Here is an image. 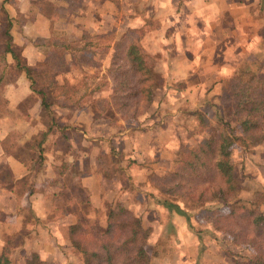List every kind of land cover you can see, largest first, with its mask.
I'll use <instances>...</instances> for the list:
<instances>
[{"label": "crops", "instance_id": "crops-1", "mask_svg": "<svg viewBox=\"0 0 264 264\" xmlns=\"http://www.w3.org/2000/svg\"><path fill=\"white\" fill-rule=\"evenodd\" d=\"M122 4L123 0H0V253L6 247L13 264H24L33 254L41 264H68L76 252L69 229L83 217L82 199L87 200L88 210H94L86 216L90 220L96 211L104 215L109 199L117 191L122 193L123 185L142 194L144 183L150 185L146 174L152 173L146 162L159 160L162 165L161 134L167 128L160 113L138 116L133 121L135 127L126 120L99 118L97 111L103 108L102 100L108 98L103 96L110 91L99 92L94 85L78 88L75 100L89 93L88 103L50 106L54 121L43 117L40 99L35 96L22 112L21 105L33 93L26 74L16 68L15 56L21 58L22 65L35 67L55 54L53 41L61 37L76 42L83 34L124 35L152 17L160 21L159 30L145 34L139 44L152 54L145 43L157 38L158 44H152L157 45L156 54L163 44L174 43L176 35L162 34L166 25L171 30L188 29L200 19L207 40L204 43L209 39L215 48H222L206 53L203 50L196 58L171 54L166 63L161 60L159 71L171 80L165 85L179 82L156 90V94L163 93L177 102L192 101L191 94L207 93L212 84L203 77L196 84H188L189 71L194 68L198 76L204 71L211 72L209 76L230 77L234 71L230 63L237 59L231 54L239 56L240 47L251 45L264 28L260 15L264 13V0H153V4L148 0L141 3L142 8L126 10ZM166 15L170 17L168 23ZM203 66L209 71L202 70ZM65 77L73 79L69 74ZM159 104L164 102L156 100L153 106ZM193 105L194 101L191 108ZM39 138L41 145H33ZM165 155L170 153L163 152ZM112 161H116V168L109 169ZM75 185L77 193L64 197ZM174 214L171 222L175 226L179 217ZM101 220L106 219L103 216Z\"/></svg>", "mask_w": 264, "mask_h": 264}, {"label": "trees", "instance_id": "trees-1", "mask_svg": "<svg viewBox=\"0 0 264 264\" xmlns=\"http://www.w3.org/2000/svg\"><path fill=\"white\" fill-rule=\"evenodd\" d=\"M5 35L9 38L7 33ZM126 35L125 33L119 39H115L114 33L95 36L83 34L76 42L61 37L57 41H53L55 54H49L46 61L35 67L22 65L21 58L15 56L16 68L19 72L23 71L26 74L33 93L31 98L21 105V111H27L28 102L34 96L40 99L43 117L46 116L51 120L54 119L52 115L54 111L50 109V106L72 107L79 105L82 97L75 99L78 97L80 85L67 79L60 81L57 76L69 70L71 63L77 64L79 61L77 53L85 50L87 53L94 47L98 52L100 50L101 54L110 55L111 59L106 77L110 78L112 86L108 98L102 100L103 108L97 111L98 117L112 120L111 122L117 121L115 115L120 111L131 109L141 97H145L148 101L147 104L152 106L153 114L158 113L157 108L158 106L160 108L161 105L155 107L153 103L156 100L161 102L163 96L166 95L156 94V90L162 85H166L160 82L159 84L150 83L154 80L153 74L157 75V72L152 73L148 67L147 60L150 54L145 52L138 41L127 40ZM88 38L90 41L81 45L80 42ZM73 43H78L80 48L73 47ZM92 56L94 55L89 53L86 59H92ZM252 63L256 65V70L247 63L237 67L229 85L231 97L212 119H209L201 111L193 113L198 124L194 127L197 129L194 135L199 138L198 151L176 146L174 149L175 161L173 160L175 167L173 171L163 174H168L173 184L167 187L164 193L169 197L165 201L154 202L168 212L184 215H186V211H183L181 204L190 203L194 207L213 199H219L228 205L233 203L232 211L243 209L239 219L236 218L237 220L234 222H240L237 224L239 226L237 228L241 230L245 226L250 229L253 236L248 240V244L255 249L256 253L246 261L236 264H264V248L261 247L264 245V194L257 192L253 195L252 201H245L246 205L240 203L243 202V199L238 195L240 191L237 183L238 169L230 158L234 148L240 147L247 150L264 143V72L263 74L259 73L261 69H264V57L261 61L256 60ZM1 85L0 82V87ZM253 87L263 89V94L258 100H254L251 95ZM97 90L101 91L100 88ZM83 95L90 97L89 93ZM1 109L0 104V111ZM230 121H233L234 124L231 125ZM33 143V145L39 146L41 139ZM110 158L108 155V159ZM108 163L107 161V167ZM113 163L116 161H112L109 169L110 167L116 168V164L113 165ZM200 184L203 186L215 184V186L208 192L209 197H205L203 191H200L196 198L190 197L192 193H196L197 186ZM76 187V185L72 187L74 190L69 187L71 192L63 196L77 193ZM121 190L122 193L117 191L111 196L104 215L96 211V215L90 220L86 216L90 213L93 214L94 210H87L88 202L82 199L81 204L86 208L84 212L87 213L81 210L82 219L69 229L71 244L80 255L82 264H155L159 261L161 252L157 251L156 245L149 243L151 230L146 228L141 220L140 209L143 205L140 208V205L135 202L137 194L131 189H127L123 185ZM171 198H175V201ZM142 209L145 210V207ZM103 216L105 221L101 220ZM242 221L245 222L243 227L241 226ZM166 228H171L175 240L171 220L166 224ZM225 230L233 234L229 229ZM86 231L88 233H85ZM175 233H177L176 230ZM114 234H118V237L115 238ZM82 236H85L84 238L87 240H83ZM94 238L97 239L93 240ZM0 264H13L10 252L6 247L0 253ZM24 264L41 263L39 258L33 254Z\"/></svg>", "mask_w": 264, "mask_h": 264}, {"label": "rangeland", "instance_id": "rangeland-1", "mask_svg": "<svg viewBox=\"0 0 264 264\" xmlns=\"http://www.w3.org/2000/svg\"><path fill=\"white\" fill-rule=\"evenodd\" d=\"M123 1L124 4H122V9L126 10L131 9L132 7H135V9L142 8L143 5L141 3L144 1L146 4L148 0ZM157 1L160 3L161 1L166 2L168 0ZM260 15L261 18L264 19V13ZM169 18L170 17H167V15L164 16V20L167 23ZM259 20L261 19L259 18ZM195 21H197L195 22L197 27L193 26L188 29L179 28L171 30L170 26L166 25L162 34L167 37L172 36V38L176 35L173 38L174 43L171 45L163 44L160 47L161 49L157 50L158 52L156 54L153 52L157 45L152 46V44H158L156 41L157 38L155 40H148L147 44L144 42L152 51V54H150L147 60L148 67H150L152 73L157 72V75L153 74L154 80L150 83L154 82L159 84L160 82L165 84V82H171L169 77L164 76L163 72L158 71L160 66H162L161 64L163 62L166 63L171 54L182 56L187 54L191 58H196L198 57V53H203V50L206 53V50H213V48H215V46L210 44L209 39L208 42L204 43L207 40L204 39V31L202 32L203 23L200 22V19ZM159 25H161L160 21L153 17L149 18L147 23L140 28L126 30L127 40L141 42L140 40H142L145 34L151 35V33L148 34V32L155 30V32H157L159 30ZM259 34L261 36H257L254 39V42L252 41L253 43L251 45L240 47V51L237 53L239 56H234L233 53L231 54L232 59H237L230 63V65L234 67V71L230 77L225 79L219 78L217 74L215 76H209L211 75V72L204 71H201V75L198 76V73H196L194 68L189 71L190 78L188 79V84L198 83L200 77H203L204 79L209 78L208 82L212 84L209 92H195L189 96V99H192L195 103V105H193L194 107L191 108L190 103L192 101L190 100L177 102L175 98L166 96H163L161 99V102H164V105L160 106V108L158 106L157 112L162 114L161 116L167 125V128L164 129L166 132L161 134L162 150L160 151V156L162 159V165L159 163L161 162L159 160L154 162L150 160V162H146L148 164V169L152 170V173L146 174V178L150 185L144 183L146 186L144 185V188H142V195L141 193L137 195L132 193L133 195H136L137 198L135 202L140 205V208L142 205V208L145 207V210L141 208L140 211L142 214L141 220H143L144 226L151 230L149 243L151 245H156L155 248H157V251L161 252L159 254V261L155 264H236L238 262L246 261L256 253L255 249L248 244V240L253 236L250 229L245 226V228L241 230L237 228L239 227L237 224L240 222H234L239 219V215L242 214L243 209L235 210L233 206L235 211H232L233 203H229L228 205L219 199H213L210 202L194 207L190 203L187 205L181 204L183 211H186V215L188 216L184 214H176L179 217V220H177V224H175L176 227L173 225L174 235L176 237L174 240L171 228H166L168 221L171 220L173 216L175 217L174 212H168L165 208L154 202L158 200L165 201L169 197L164 193L167 187L173 184L170 181L168 174H163L173 171L175 167L173 145L178 144L180 147H188L193 151H198L197 143L199 138L194 135L197 132V129H194V127L198 124L193 113L195 111H201L209 119H212L215 116V113H217L231 97L229 85L232 82V76L237 67L240 64L247 63L249 66L252 65V67L255 68L256 65L252 62L256 60L261 61L263 59L264 28ZM121 36L122 33L119 32L115 34L114 38L119 39ZM175 38H178V43L175 42ZM89 41L90 38L82 41L81 45ZM73 44V47L80 48L78 43ZM176 46H178V49ZM218 48L222 47H216L214 51H217ZM89 53H92L94 56H92V59L90 58L87 60L86 57ZM77 56L79 57L77 64L71 63L70 69L67 70L59 80L62 81L63 79H67L69 81H74L73 83H77L83 88L85 86L91 87L94 85V88L96 89L100 88L102 91L108 89L110 91L109 86L111 80L109 77H106V71L111 62L110 55H103L100 53V50L98 52L97 49L92 47L89 52L86 53L85 50L84 52L77 53ZM161 60H163L162 63ZM203 63L204 65L206 64L205 62ZM202 70H208L207 66H203ZM263 72L264 69L259 71L260 74H263ZM172 73L175 75L177 71H172ZM67 74L72 75L73 79L66 78L65 75ZM178 82L179 80H177V82L174 81L170 84H166V86L170 87L172 84L178 85ZM176 85L171 87H176ZM262 94L263 89L259 87H253L251 89V95L254 100H258ZM79 97H82L80 100L82 104L88 103L90 100L89 95L81 94ZM103 97L108 96L104 95ZM100 99L101 98H98L99 102H101ZM147 103L148 101L146 98L141 97L131 109L118 112L115 115L117 121H120L121 119L126 120V123L127 121L131 122L128 123V125L130 124L131 127H135L132 126L134 125L133 121H135L138 116L153 111L152 106ZM230 123L231 125L234 124L233 121H230ZM142 127L143 126H141L140 129H142ZM170 139H172V141H170ZM166 151L168 154L170 153V156L165 155L166 157L164 158L162 153ZM230 158L232 163H234L238 169L239 177L237 183L240 188L238 195L243 199V202L240 203L246 205L245 201H252L255 193L260 192L264 194V143L248 148L247 150L240 147L234 148ZM167 162L171 163L170 167ZM214 186L215 184L212 186H203L200 184L197 186L196 193H192L190 197L196 198L200 191L204 192L205 197H209L208 192ZM82 196H85L83 191ZM171 200L175 201V198H171ZM81 210L84 212V210L86 211V208L82 206ZM244 223V221L241 222L242 227ZM225 229H229L233 234L227 232ZM175 230L177 233H175ZM85 233L88 232L86 231ZM84 237L85 236H82V239L86 241L87 239ZM114 237L117 238L118 234H114ZM96 239L97 238H94L93 240ZM176 245L178 246L175 248ZM261 247L263 249L264 245ZM72 256L73 257L68 264H82L78 253L74 252V255ZM62 264L67 263L64 261Z\"/></svg>", "mask_w": 264, "mask_h": 264}]
</instances>
